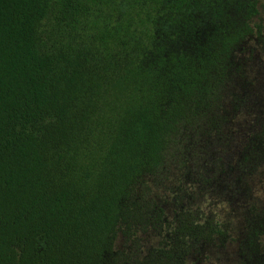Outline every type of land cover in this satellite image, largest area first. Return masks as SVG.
<instances>
[{"label":"trees","instance_id":"16d2710c","mask_svg":"<svg viewBox=\"0 0 264 264\" xmlns=\"http://www.w3.org/2000/svg\"><path fill=\"white\" fill-rule=\"evenodd\" d=\"M261 11L262 0H0V264H187L224 238L213 217L170 223L147 182L190 130L228 121L223 93ZM263 161L251 141L238 171ZM150 230L163 241L144 252ZM263 236L250 218L240 264H264Z\"/></svg>","mask_w":264,"mask_h":264},{"label":"rangeland","instance_id":"374dc122","mask_svg":"<svg viewBox=\"0 0 264 264\" xmlns=\"http://www.w3.org/2000/svg\"><path fill=\"white\" fill-rule=\"evenodd\" d=\"M264 0H262L263 2ZM254 36L238 50L239 70L226 85L222 107L228 119L220 129L190 130L172 147L164 167L148 179V198L160 204L173 223L181 211L213 217L226 235L204 245L187 264H240L248 220L264 221V161L250 174L238 171L248 145L264 152V13L252 22ZM257 25L262 27L258 33ZM144 252L159 248L163 237L140 233ZM264 246V236L261 240ZM126 248L120 234L116 249Z\"/></svg>","mask_w":264,"mask_h":264}]
</instances>
